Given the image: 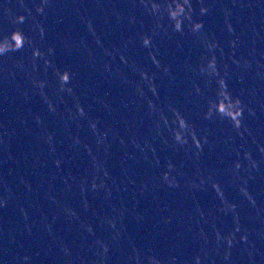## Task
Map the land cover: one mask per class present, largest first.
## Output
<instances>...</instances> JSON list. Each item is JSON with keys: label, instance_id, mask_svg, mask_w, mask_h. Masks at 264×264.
<instances>
[{"label": "water", "instance_id": "water-1", "mask_svg": "<svg viewBox=\"0 0 264 264\" xmlns=\"http://www.w3.org/2000/svg\"><path fill=\"white\" fill-rule=\"evenodd\" d=\"M175 7L0 0V264H264V0Z\"/></svg>", "mask_w": 264, "mask_h": 264}, {"label": "clouds", "instance_id": "clouds-1", "mask_svg": "<svg viewBox=\"0 0 264 264\" xmlns=\"http://www.w3.org/2000/svg\"><path fill=\"white\" fill-rule=\"evenodd\" d=\"M174 3L176 5V7L175 8H170L169 9V13H170V15H171V17L173 19H177L178 17H180V16H182L184 14V12H185L184 5H186L188 3V0H184V4H181L180 0H174ZM22 19L23 18H21V20ZM181 23H182L181 21H179V20L177 21V24H176V29L177 30H181ZM195 27L199 28L200 25H195ZM11 40L15 42L14 45H12L10 42L6 43L4 41H0V54H3L4 52L9 51L11 48H20V47L23 46V36H22L21 33L14 32L12 34ZM35 54L39 55V50L38 49L35 50ZM68 78H69V74L67 72L63 73L62 76H61V80L64 83L68 82ZM43 86H44L43 82H40V87L42 88ZM62 90H63V88H62ZM50 107H51V105H50ZM220 110L221 111L224 110L223 109V105H221ZM79 112H80L81 115H84V109L82 107L79 108ZM242 113H243V108H240L239 111L237 112V115H241V117H242ZM233 119H235V117H233ZM239 125H240V121L237 120L236 121V126L239 127ZM92 127H93V129H95V127H96L95 124H93ZM182 129H183V125L180 124L179 125V130H177L176 133H175V139H176L177 142H179L181 144H184V143H187V140H186V138L182 139V136L184 135ZM57 163H59V161ZM236 167L239 168L240 164L237 163ZM165 180H167V174L165 175ZM93 187H95V185H93ZM214 187H216V186L214 185ZM216 191L221 196H223V193L220 191L219 187H216ZM232 207H234V206H232ZM218 236H219V234H218ZM245 239H246V237H245ZM232 242H233L232 239L229 238L228 239L229 245H231ZM105 251H107V249H105ZM25 259H27V258H25ZM197 264H199V258H197Z\"/></svg>", "mask_w": 264, "mask_h": 264}]
</instances>
